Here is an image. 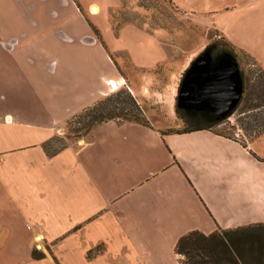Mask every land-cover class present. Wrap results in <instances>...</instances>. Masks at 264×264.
Returning a JSON list of instances; mask_svg holds the SVG:
<instances>
[{
	"label": "crops",
	"instance_id": "crops-1",
	"mask_svg": "<svg viewBox=\"0 0 264 264\" xmlns=\"http://www.w3.org/2000/svg\"><path fill=\"white\" fill-rule=\"evenodd\" d=\"M250 6L223 34L264 68V4ZM101 13L78 0H0V264H180L189 233L264 225V133L241 141L110 121L46 153L105 97L145 96L113 60Z\"/></svg>",
	"mask_w": 264,
	"mask_h": 264
},
{
	"label": "rangeland",
	"instance_id": "rangeland-1",
	"mask_svg": "<svg viewBox=\"0 0 264 264\" xmlns=\"http://www.w3.org/2000/svg\"><path fill=\"white\" fill-rule=\"evenodd\" d=\"M78 1L86 12L89 4L96 3L101 7V15L94 18L96 26L106 43L113 47V60L119 62L117 65L124 75H129L136 88L141 85L145 88V96L136 92L132 95L126 89L114 93L111 90L109 96L119 91L125 93L110 101H106L107 96L98 102L95 111H84L70 119L44 146L50 157L68 147H79L87 137L84 133L92 118L103 112L139 118L140 122L124 118H116L114 122L142 124L162 134L192 129L195 125L186 126L178 114V92L192 62L211 46L233 52L244 78L240 105L230 117L214 127V131L241 141L244 137L251 139L264 133V68L239 52L223 34L225 27L239 13L256 11L250 6L255 0ZM263 4L264 0H258L259 7ZM144 75L146 79H142ZM129 94L135 104L129 102ZM40 250L34 249L38 253ZM66 263L76 264L73 259Z\"/></svg>",
	"mask_w": 264,
	"mask_h": 264
},
{
	"label": "trees",
	"instance_id": "trees-1",
	"mask_svg": "<svg viewBox=\"0 0 264 264\" xmlns=\"http://www.w3.org/2000/svg\"><path fill=\"white\" fill-rule=\"evenodd\" d=\"M223 52L227 57L234 55L236 58L233 52L227 50H223ZM241 75L243 76L242 73ZM123 93L125 92L119 91L114 96H109L106 101H110ZM129 102L135 104L130 94ZM99 103L93 108L85 110V112L95 111ZM177 110L186 126L195 125L192 129L189 128L178 133L212 131L214 127L219 126L224 121H218L204 113L181 110L178 107ZM116 118L140 122L139 118H134L124 113L103 112L96 118H92V123L84 133V136H88L96 126L114 121ZM99 252H102L101 248L90 252L88 259H92ZM176 254L183 257L180 260V264H264V225H252L232 230L218 229V231L209 236L199 232H192L178 241ZM44 258L42 253L32 252L33 260L40 261Z\"/></svg>",
	"mask_w": 264,
	"mask_h": 264
},
{
	"label": "water",
	"instance_id": "water-1",
	"mask_svg": "<svg viewBox=\"0 0 264 264\" xmlns=\"http://www.w3.org/2000/svg\"><path fill=\"white\" fill-rule=\"evenodd\" d=\"M207 56L206 59L200 56L184 74L178 92L177 107L181 110L211 108L216 119L222 121L231 116L240 105L244 82L238 63L232 58L226 63H220L208 74L205 73L206 69L211 68L210 56ZM197 74L200 80L194 93L191 85ZM202 75L206 77L201 78Z\"/></svg>",
	"mask_w": 264,
	"mask_h": 264
},
{
	"label": "flooded vegetation",
	"instance_id": "flooded-vegetation-1",
	"mask_svg": "<svg viewBox=\"0 0 264 264\" xmlns=\"http://www.w3.org/2000/svg\"><path fill=\"white\" fill-rule=\"evenodd\" d=\"M207 54H209V56H210V69H206L205 71V73H209L210 71H212L215 67H217L220 63H226V61L227 60H229V59H234L237 63H238V61L236 60V58L234 57V55H232V57H227V56H225L224 55V52H223V50H221V49H216L215 47H213V46H211V47H208L200 56H204L205 57V59H206V56H207ZM200 56H198L193 62H192V64L197 60V59H199L200 58ZM208 57V56H207ZM191 64V65H192ZM239 64V63H238ZM191 67V66H190ZM190 67H189V69H190ZM188 69V70H189ZM187 70V71H188ZM240 70V69H239ZM196 72H198V71H196ZM241 72V71H240ZM206 77V75H202L201 76V78H205ZM200 77L198 76V74H197V76H196V78H194V83L191 85V87L194 89V93H196V91H197V85H198V83H199V79ZM242 78H243V76H242ZM243 82H244V78H243ZM182 83V82H181ZM243 94H244V92H243ZM243 97V96H242ZM187 111H192V112H197V113H204V114H206V115H209V116H211V117H213V118H215L216 119V116H215V114L213 113V111H212V109L211 108H204V109H202V110H199V109H192V110H187Z\"/></svg>",
	"mask_w": 264,
	"mask_h": 264
},
{
	"label": "bare ground",
	"instance_id": "bare-ground-1",
	"mask_svg": "<svg viewBox=\"0 0 264 264\" xmlns=\"http://www.w3.org/2000/svg\"><path fill=\"white\" fill-rule=\"evenodd\" d=\"M93 12H94V13H97V9H96V8H93Z\"/></svg>",
	"mask_w": 264,
	"mask_h": 264
}]
</instances>
